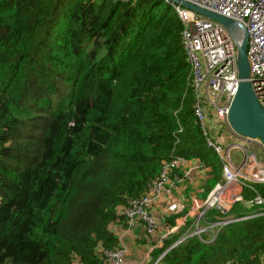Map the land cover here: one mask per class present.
I'll list each match as a JSON object with an SVG mask.
<instances>
[{"label": "trees", "instance_id": "1", "mask_svg": "<svg viewBox=\"0 0 264 264\" xmlns=\"http://www.w3.org/2000/svg\"><path fill=\"white\" fill-rule=\"evenodd\" d=\"M183 29L163 0H0V264H110L124 209L175 156L210 169L203 199L222 182ZM259 208L233 205L237 219L256 216L215 240L187 234L190 221L168 234V215L162 240L147 234L149 264H264Z\"/></svg>", "mask_w": 264, "mask_h": 264}, {"label": "built area", "instance_id": "2", "mask_svg": "<svg viewBox=\"0 0 264 264\" xmlns=\"http://www.w3.org/2000/svg\"><path fill=\"white\" fill-rule=\"evenodd\" d=\"M181 1L231 18L246 28L252 84L259 101L264 105V0ZM173 7L184 27V49L193 70L196 120L208 146L213 148L223 164V181L217 183L206 200L196 206L187 234L201 239L203 233L211 232L215 240L219 231L230 222L221 219L202 225L207 210L215 209L225 216L236 203H248L258 205V215H264V198L255 190V186L264 185V145L259 139L235 135L239 141L226 146L223 136H217V125L231 131L228 114L239 84L236 42L219 23L181 5L173 4ZM209 119H212L213 124H209ZM181 169L184 170L183 175L189 177L194 172L207 168L198 159L190 161L181 156L165 162L147 195L124 209L129 227L119 235L120 247L107 252L110 264H125L129 254L125 237L130 230L143 224L150 235L159 231L160 224L154 215L153 206L163 195L178 190L182 177L177 172ZM247 189L255 192L252 200H245L244 191ZM170 212H179L178 203L172 205ZM254 216L256 215H249L244 219ZM179 228H172L168 234ZM186 236L178 243L183 242Z\"/></svg>", "mask_w": 264, "mask_h": 264}, {"label": "water", "instance_id": "3", "mask_svg": "<svg viewBox=\"0 0 264 264\" xmlns=\"http://www.w3.org/2000/svg\"><path fill=\"white\" fill-rule=\"evenodd\" d=\"M163 1L179 4L192 12L219 23L233 37L238 52L239 84L237 93L230 106L228 125L231 131L239 137L259 139L264 145V105L259 101L252 84L251 67L247 54L249 36L246 28L231 18L185 1ZM226 220L232 223L237 219L234 215H228Z\"/></svg>", "mask_w": 264, "mask_h": 264}, {"label": "crops", "instance_id": "4", "mask_svg": "<svg viewBox=\"0 0 264 264\" xmlns=\"http://www.w3.org/2000/svg\"><path fill=\"white\" fill-rule=\"evenodd\" d=\"M216 129V133L225 139L226 146L234 141H239V138L229 129L219 125L216 126ZM177 174L182 177L178 190H173L172 193L163 195L156 200L153 206L154 215L160 224L159 231L153 234V237H161V240L166 234L163 219L168 215H172L170 211L174 203H178L179 207V212L173 214L177 216L175 222L178 227H183L188 221L192 220L196 206L204 201L201 196L204 192L205 183L211 176V171L210 169L198 170L189 177H185L183 175L184 170L181 169ZM147 234L143 224H139L135 229L130 230L126 234L125 242L129 248V254L125 264H149L152 245L146 242V239H148Z\"/></svg>", "mask_w": 264, "mask_h": 264}, {"label": "clouds", "instance_id": "5", "mask_svg": "<svg viewBox=\"0 0 264 264\" xmlns=\"http://www.w3.org/2000/svg\"><path fill=\"white\" fill-rule=\"evenodd\" d=\"M170 4H172V6H173V4H175V3H170ZM178 5H179V4H178ZM237 57H238V52H237ZM210 122H211V123H209V124H213L212 119H211ZM233 133H234V132H233ZM234 134H235V133H234ZM235 135H236V134H235ZM217 136H219V135L217 134ZM237 136H238V135H237ZM222 178H223V177H222ZM222 181H223V180H222ZM219 183H220V182H219ZM213 189H214V188H213ZM207 197H208V196H207ZM204 200H206V198H205ZM247 204H248V203H247ZM259 209H260V208H259ZM207 211H208V210H207ZM228 215H231V214H229V212H228V214L225 215L224 218H222V219H226V217H227ZM245 218H246V217H245ZM236 219H237V218H236ZM243 219H244V218H242V219H237V220H243ZM219 220H221V219H219ZM237 220H236V221H237ZM191 222H192V220L190 221V224H191ZM206 223H207L206 221H203V222H202V225H205ZM186 224H187V223H186ZM186 224H185L184 226H186ZM228 225H229V224H228ZM176 226H177V225H176ZM176 226H175V227H176ZM184 226H183V227H184ZM173 228H174V227H173ZM180 228H181V227H180ZM180 228H179V229H180ZM179 229H178V230H179ZM178 230H177V231H178ZM177 231H176V232H177ZM180 240H181V239H180ZM180 240H179V241H180ZM179 241H178V242H179ZM178 242H177L174 246L178 245V244H179Z\"/></svg>", "mask_w": 264, "mask_h": 264}, {"label": "rangeland", "instance_id": "6", "mask_svg": "<svg viewBox=\"0 0 264 264\" xmlns=\"http://www.w3.org/2000/svg\"><path fill=\"white\" fill-rule=\"evenodd\" d=\"M236 154H237V153L235 152V153H234V156H236Z\"/></svg>", "mask_w": 264, "mask_h": 264}]
</instances>
